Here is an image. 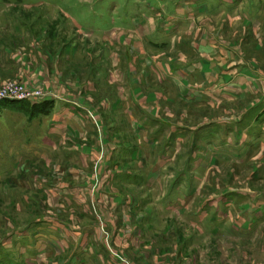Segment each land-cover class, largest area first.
Wrapping results in <instances>:
<instances>
[{"label":"rangeland","instance_id":"rangeland-1","mask_svg":"<svg viewBox=\"0 0 264 264\" xmlns=\"http://www.w3.org/2000/svg\"><path fill=\"white\" fill-rule=\"evenodd\" d=\"M0 264H264V0H0Z\"/></svg>","mask_w":264,"mask_h":264},{"label":"built area","instance_id":"built-area-1","mask_svg":"<svg viewBox=\"0 0 264 264\" xmlns=\"http://www.w3.org/2000/svg\"><path fill=\"white\" fill-rule=\"evenodd\" d=\"M25 95H29V93L24 90L22 85L16 83H5L0 85V99L21 98Z\"/></svg>","mask_w":264,"mask_h":264}]
</instances>
